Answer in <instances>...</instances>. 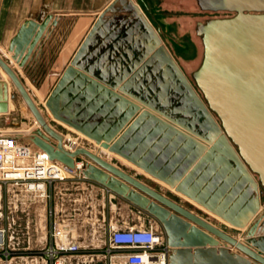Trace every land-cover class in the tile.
Instances as JSON below:
<instances>
[{
	"label": "water",
	"instance_id": "water-1",
	"mask_svg": "<svg viewBox=\"0 0 264 264\" xmlns=\"http://www.w3.org/2000/svg\"><path fill=\"white\" fill-rule=\"evenodd\" d=\"M197 3L203 10L230 11L235 15L198 24L203 59L192 73L195 85L157 36L151 51L141 62L130 63V67L118 46L117 51H108L105 43L102 72L92 75L79 63L85 59L83 55L96 24L55 84L46 105L55 119L95 139L233 227L245 229L244 240L109 162L101 153L66 139L47 121L14 64L2 55L0 69L8 80L0 71V115L9 114L10 100L16 99V94L11 93L13 85L37 124L28 136L30 143L50 161L72 170L77 168L79 159H84L82 175L87 180L154 218L170 247L169 264H264V202L260 196V192L264 194V0ZM58 24L59 18L53 14L42 21L27 19L12 37L7 51L29 76L37 71ZM76 77L92 82L88 91L96 87L106 103L115 106L118 125L113 132L106 121L103 126L100 124L104 134H95L66 118L70 105L65 101L74 89L71 82ZM163 95L171 96V101H163ZM164 134L177 136L183 144L185 167L176 164L170 170L150 160L146 144ZM211 165L234 174L239 188H248L251 199L245 209L236 213L216 208L217 196L201 193L195 186L197 171Z\"/></svg>",
	"mask_w": 264,
	"mask_h": 264
},
{
	"label": "crops",
	"instance_id": "crops-1",
	"mask_svg": "<svg viewBox=\"0 0 264 264\" xmlns=\"http://www.w3.org/2000/svg\"><path fill=\"white\" fill-rule=\"evenodd\" d=\"M11 3V0H0V42L10 43L12 37L17 33L22 24L13 33L11 32ZM52 4L54 5L55 3ZM106 4L107 0L105 1V6ZM42 5L41 3L39 7ZM59 5L61 10L67 12V15H55L59 18V28L60 26L62 27L63 23H68L70 19L67 16L74 17L77 10H85L84 7L76 9V7L64 3H60ZM82 17L87 18L84 14H82ZM73 25L77 26L76 20ZM56 39V35L50 38L41 57V61L47 60V65L50 64L51 68L60 57L64 58V56L60 55L62 51L67 52V55L70 53L76 41L74 36L67 35L65 42L60 47L62 51L59 52L58 46H60V42L57 45ZM81 42L82 40L77 43L80 45ZM74 52L72 51L68 55V57L70 56V60L73 58ZM18 74L20 76L19 72ZM53 74L56 80H58L62 73L53 72ZM52 86L51 90H53L55 84ZM27 89L29 91L28 87ZM157 89L160 90L159 87ZM11 93H14L12 88ZM169 95H163V101L170 102L171 96ZM31 96L33 97L32 94ZM36 96L38 95L36 94ZM33 99L40 107L47 121L51 124V120H54L52 119L53 117H50L48 113L46 114L43 111L35 97ZM99 101V109H101V106L104 107L107 104L106 99H100ZM28 111L22 98L20 100L19 98L10 100L9 114L0 115V130L3 136L16 138L18 144L26 148L32 158H35L42 155L43 152L28 140V136L37 128L31 112L29 111L30 115ZM52 127L56 129L53 125ZM58 132L61 133L60 131ZM61 134L66 139L75 141L78 146L84 147L75 137ZM182 145L177 136L164 134L149 141L146 144V151L151 161L160 164L162 167H169L171 170V166L177 164V167L180 168L186 161V153ZM84 148L88 149L87 147ZM78 162H84V159H79ZM27 163L31 164L32 160H28ZM114 165L119 167L115 163ZM211 166L197 171L194 179L195 186L200 189L201 193L205 192L208 195L217 196L214 200L215 205H217L216 208L223 207L227 211L236 213L245 209L251 199L247 193L248 188H239V180L235 178V175L229 171H225L221 166ZM119 168L126 171L123 167ZM136 169L152 181V183L143 181L144 183L212 222L203 215L206 213L201 212V210H206L205 212L208 214L209 210L207 208L177 192L165 182L158 180L139 167ZM130 174L140 179L137 174ZM140 180L142 181V179ZM161 187L167 188L169 193L163 191L164 189H158ZM260 196L262 197V202H264V194L262 196L260 192ZM186 201L193 207L185 205L183 202ZM151 219L152 217L147 213L108 191L103 186L87 180L82 174L80 177L78 175H70L64 181L48 182L43 192L28 190L24 182L15 183L4 181L0 178V235L3 236L4 251L9 252L8 258L3 255V259L8 264H11L13 261H17V264H53L54 260L48 258L45 252L61 243L67 245L76 244L80 247V252L77 254L59 256L56 260L62 262V264H109L105 252L109 233L113 230L138 227L141 223L149 222ZM58 231L61 232V237H55L54 234ZM243 231L245 235L246 230L244 229ZM226 232L236 237L231 232Z\"/></svg>",
	"mask_w": 264,
	"mask_h": 264
},
{
	"label": "rangeland",
	"instance_id": "rangeland-1",
	"mask_svg": "<svg viewBox=\"0 0 264 264\" xmlns=\"http://www.w3.org/2000/svg\"><path fill=\"white\" fill-rule=\"evenodd\" d=\"M11 1L10 21L12 33L24 20L27 19L34 18L37 21H42L49 13L54 14V16L67 15V12L60 9V3L69 6L71 5L76 7V9L84 7L85 10H77L76 16H67V18L70 19L68 20V23H63L60 28L59 26L55 27L52 36H57V45L58 42H60V46H58L59 52L62 51V48L60 47L63 42H65L67 35L74 36L76 38L75 46L72 47L68 55H70L72 51H75V55L89 32L97 24V27L85 49L86 51L83 55L85 56V59L79 63L82 67L84 64L86 69H90V71L94 73L92 74L94 76H97L102 72L100 66L105 43L107 44L108 51H115V46H118V50L122 52L124 58L129 62L130 67L132 63V65H134L136 60L141 62V58L146 56L145 54L147 51H151L153 41L157 36L166 52L170 54L177 66L183 71L193 85L195 84L192 79V73L199 68L203 59V44L201 37L197 34V26L199 23H205L207 20L215 17H227L226 14L215 15L210 12L201 11L196 0H107L106 6V0ZM40 2L43 4L41 7H39L41 4ZM52 3L55 4L53 5ZM51 7L54 10H52ZM82 14L86 15L87 18L82 17ZM75 20L77 26L73 25ZM81 40L82 42L79 45L77 42ZM8 45V42H0V55L14 64L16 70L20 73L26 88H29V92L35 97L36 101L40 103L43 111L46 112V114L48 113L50 117H53L52 119L54 120H51L50 118L51 124L58 131L65 135L75 137L84 147L101 153L106 160L119 165V167H123L127 172L137 174L142 181L152 183L150 178L141 174V171L139 172V170L136 169L138 168L136 165L122 158L118 154L109 151V149L102 147V145L95 139L90 138L80 130L55 119L47 107V100L45 99L50 96L53 87L52 85L56 84L61 77L59 76L58 80H56V77L54 74L52 75V73L58 72L63 74L72 60L69 59L70 56L68 57L66 54L67 52H61L60 55L64 56V58L60 57L58 61L53 64L52 68L50 67V64L47 65V60L44 59L39 63L38 70L35 71L33 75L29 76L11 60V55L7 51ZM131 57L133 58L131 59ZM124 61L125 60L122 61L123 64H126ZM112 62L114 61L112 60ZM2 75L8 80L7 75L3 72ZM76 78L77 80L75 79L74 82H71L73 83L72 86L75 90L73 89V91L70 92L68 100L65 101V103H69L70 105L67 113L69 116L65 115L66 118L80 126L85 125L84 127H86L88 131L95 134H104L102 129H100V124L106 121L107 127L109 126V130L113 132L118 125V120L115 116V106L113 104H107L104 107L101 106V109H99V100H103V97L102 95H99L97 88L92 87L93 89L88 91V87H91L94 84L87 80L83 81L80 77ZM173 82L174 80H171V83ZM11 87L16 94V98H19L20 100L21 97L14 86L12 85ZM36 94L38 96H36ZM143 98L145 99L146 97ZM156 100H158V97H156ZM65 103L63 105H66ZM170 107L173 109L172 105ZM28 114H30L29 111ZM145 128L146 124L144 125V129ZM115 140L116 139L114 138L110 144L112 145ZM157 186L159 187V185ZM158 189H164L163 191L169 193L167 188L161 187ZM260 191H262L261 188ZM183 203L189 205L187 201ZM203 211L201 210L202 213H206L203 215L213 223L219 225V227L225 229V231L231 232L237 238L244 240L243 230L233 227L224 219L216 214H212L210 211H208V214L205 212L206 210ZM160 228L162 231L161 226ZM16 262L17 261H13L11 264H17ZM0 264H8V262L3 259L1 253Z\"/></svg>",
	"mask_w": 264,
	"mask_h": 264
},
{
	"label": "built area",
	"instance_id": "built-area-1",
	"mask_svg": "<svg viewBox=\"0 0 264 264\" xmlns=\"http://www.w3.org/2000/svg\"><path fill=\"white\" fill-rule=\"evenodd\" d=\"M30 159L32 163L28 164ZM83 168V162H78L77 168L72 170L50 161L44 153L32 158L30 152L20 146L16 138L3 136L0 130V178L4 181L24 182L28 190L43 192L48 182L64 181L70 175L80 177ZM158 226V222L152 218L138 227L110 232L105 248L109 264H169L170 247L163 230ZM54 235L61 237V232ZM79 252L78 245L61 243L47 250L45 255L54 260L53 264H62L56 260L59 256ZM0 253L6 258L9 256V252L4 251L2 235Z\"/></svg>",
	"mask_w": 264,
	"mask_h": 264
},
{
	"label": "flooded vegetation",
	"instance_id": "flooded-vegetation-1",
	"mask_svg": "<svg viewBox=\"0 0 264 264\" xmlns=\"http://www.w3.org/2000/svg\"><path fill=\"white\" fill-rule=\"evenodd\" d=\"M199 6V5H198ZM199 9L203 12H210V13H213L215 15L217 14H226L227 17H232L235 15L234 12H230V11H223V10H219V11H211V10H203L200 6H199ZM227 17H222V18H227ZM215 18H219V17H215ZM215 18H212V19H215Z\"/></svg>",
	"mask_w": 264,
	"mask_h": 264
},
{
	"label": "bare ground",
	"instance_id": "bare-ground-1",
	"mask_svg": "<svg viewBox=\"0 0 264 264\" xmlns=\"http://www.w3.org/2000/svg\"><path fill=\"white\" fill-rule=\"evenodd\" d=\"M1 73L3 72L1 69H0ZM4 73V72H3ZM5 74V73H4ZM6 75V74H5Z\"/></svg>",
	"mask_w": 264,
	"mask_h": 264
}]
</instances>
